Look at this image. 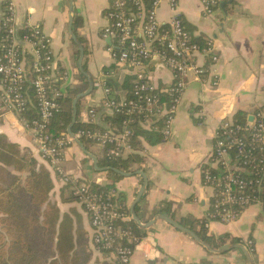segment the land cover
<instances>
[{"label": "crops", "instance_id": "0c3cea01", "mask_svg": "<svg viewBox=\"0 0 264 264\" xmlns=\"http://www.w3.org/2000/svg\"><path fill=\"white\" fill-rule=\"evenodd\" d=\"M228 1L219 0L213 12L206 15L200 0H176L175 14L182 20L189 35L193 39L200 38L204 44L211 43L217 61L213 63L208 56L197 58L198 66L205 71L204 75L199 79L192 75L188 79L181 103L173 114L169 138L164 137L161 120L157 119L161 121L160 125H156V121L141 125L143 131L160 134L161 141L147 143L138 138L140 148L130 146L131 152H126L122 159L137 155L142 162L130 167L134 170V173H129L131 176H121L116 183L107 179L104 171L96 172L92 161H87V155L77 144L65 149L62 169L66 174L90 183L113 184L116 193L124 197L128 211L143 185V178L136 173L142 171L147 185L135 208L141 224H146L157 215L166 216L194 230H199L203 222L207 236L212 238V245L206 244L210 249L236 245L220 240L226 235L230 239L242 240L245 245H252L253 264H264V211L259 206L247 207L229 224L209 219L213 194L202 180V171L210 162L215 132L220 125L225 120L233 121L238 112H244V124H247L248 117L253 118L258 111L264 114V0H233L230 4L222 5ZM14 2L17 26L21 28L25 23L38 25L51 39V51L56 62L71 79L64 90V98H68L66 89L77 86L74 77L77 69L75 55H78L76 45L68 34V0ZM73 6V22L78 19L80 26L76 33L73 26L72 29L84 48L83 68L94 84L91 94L80 100L76 121L89 124L90 108L103 105L105 109L103 74L111 72L109 78L116 80L118 85L126 77L135 78V75L115 64L107 51L111 41L102 37L109 0H73ZM172 16L167 5L162 4L157 13L159 22H169ZM143 72L159 92L173 83L171 72L158 61L148 62ZM120 76L123 77L119 83ZM216 81L217 86H213ZM26 116L28 120L33 119L34 110L31 109ZM12 146L22 156L32 157L38 166H43L49 172L53 183L50 198L60 212L67 213L74 209L82 217L91 252L89 264L97 261L114 264L107 261L105 255L92 250L88 217L76 202L61 201V197L67 195L64 185L41 159L31 134L19 122V117L10 112L0 113V153ZM102 149L93 145L90 154L97 161L103 160ZM6 169L11 173L13 171L12 168ZM137 228L140 242L131 264H248L240 250L214 254L162 220H157L146 229Z\"/></svg>", "mask_w": 264, "mask_h": 264}, {"label": "built area", "instance_id": "2783aa9c", "mask_svg": "<svg viewBox=\"0 0 264 264\" xmlns=\"http://www.w3.org/2000/svg\"><path fill=\"white\" fill-rule=\"evenodd\" d=\"M200 1L206 15H210L219 2ZM162 4H166L173 15L164 24L157 19ZM176 9V0H150L148 4L144 0H109L105 14L107 23L102 30V37L111 41L107 51L112 60L135 75L132 87L135 100L106 101L105 109L110 114L125 111L129 115L144 111L143 124L161 120L165 138L170 136L173 114L187 88V75L191 73L196 79L204 75L197 58L208 56L213 63L217 61L211 43L200 47L192 41L182 20L175 14ZM152 60L162 63L172 74L173 83L164 91L159 92L143 72ZM110 76L111 72L103 74L104 79ZM70 81V76L55 60L51 39L40 26L25 23L18 27L14 0H1L0 110L4 108L19 117V122L31 134L41 159L59 176L63 185L70 186L71 195L88 217L92 250L105 255L107 261L114 264H131L140 238L130 227L120 225L130 222L131 218L118 212L109 200L91 191L89 181L79 183V177L66 174L62 169L63 153L68 146L75 144V139L85 137L101 148L111 145L106 156L121 157L123 150L130 148L126 141L129 131H81L73 134V138L67 133L51 134L49 123L61 111V100ZM217 83L214 82L213 86ZM104 92L106 94L107 89ZM161 94L169 97L168 105L161 102ZM31 109L35 117L28 120L26 114ZM88 117L89 124L96 122L93 108L88 110ZM231 151L236 152V157ZM237 160L242 161L239 164ZM209 161L202 171L203 184L213 194L209 219L230 223L247 207L264 209V199L259 197L264 194L263 112L258 111L253 116L249 129L225 120L215 132V145ZM212 167L220 172L218 176L211 174ZM246 167H251L253 173H247ZM231 168L242 170L256 179L242 178Z\"/></svg>", "mask_w": 264, "mask_h": 264}, {"label": "trees", "instance_id": "16d2710c", "mask_svg": "<svg viewBox=\"0 0 264 264\" xmlns=\"http://www.w3.org/2000/svg\"><path fill=\"white\" fill-rule=\"evenodd\" d=\"M148 4L150 0H144ZM80 26L78 19L73 22V29ZM186 30V29H185ZM187 31V30H186ZM192 41L204 46L202 40L193 39ZM82 45V44H81ZM85 55V52H84ZM78 55H75L77 60ZM84 72L85 69L83 68ZM75 80L77 86L66 89L68 98L61 100V111L56 114L49 123V131L54 136L67 133V127L71 122L72 101L88 88L86 78L75 70ZM106 73V72H105ZM132 81V82H131ZM134 76L126 77L125 81L118 85L116 80L105 78L103 88L107 89L104 103L118 101L121 98L135 100L132 92ZM161 102L169 104V97L165 94L160 95ZM80 100L77 103V113L79 111ZM103 106V105H102ZM101 107H93L96 114V122L93 124L79 123L76 121L72 127V134L86 131L117 130L129 131L126 139L127 144L132 148H140L138 138H142L147 143L161 141L160 134H152L142 130L141 125L145 120V112L131 115L125 111L110 114ZM28 119V116H26ZM234 123L247 126L244 112H238L233 118ZM161 121H156L160 125ZM247 128V127H246ZM248 131V130H247ZM248 136V132H245ZM85 152L90 154V149L95 145L85 137L79 139ZM111 145H106L102 150L103 160L97 161V167L105 172L107 179L116 183L121 176L114 173L117 170L124 173H134L132 165H140L142 160L137 155H131L127 160L120 156L110 158L106 152L111 149ZM87 155V154H85ZM231 155L236 157V152L231 151ZM87 161H91L87 156ZM240 164L242 160H237ZM237 163V162H236ZM6 168H12V173ZM231 171L247 180L256 179L252 175H247L242 170L231 168ZM211 174L218 176L220 172L210 169ZM247 173H253L251 167H246ZM87 181L80 180L79 183ZM89 189L109 200L115 205L118 212L129 216V211L125 207L124 197L118 195L113 184L97 185L87 183ZM67 195L61 197L63 203L76 202L70 193V186L64 185ZM53 190V183L49 172L43 166H38L32 157L22 156L14 146L0 153V264H89L91 252L88 248L87 234L83 227V220L80 214L72 209L67 213H61L57 204L51 200L50 194ZM114 191L115 194H111ZM264 199V194L259 196ZM77 203V202H76ZM261 208V207H260ZM262 209V208H261ZM264 211V209H262ZM131 228L138 235L139 229L132 222L121 223ZM199 230L191 228L201 242L212 245V238L207 236L204 223L199 225ZM140 238V235H138ZM223 243L242 244V240L230 239L228 236L222 237ZM251 256L254 254L252 245H245ZM94 264H106L105 262H95Z\"/></svg>", "mask_w": 264, "mask_h": 264}, {"label": "water", "instance_id": "95a60500", "mask_svg": "<svg viewBox=\"0 0 264 264\" xmlns=\"http://www.w3.org/2000/svg\"><path fill=\"white\" fill-rule=\"evenodd\" d=\"M232 1L233 0H229L228 2H225L222 5H225L226 3L227 4H230V3H232ZM68 4H69L68 34H69L71 40L73 41V43L76 45V48L78 50L77 70L81 74H83V76L86 78V80L88 82V88L83 93L77 95L73 99V101H72L71 122H70L69 126L67 127V134L71 138H73L72 127L76 123L77 103L82 98H85V97H87L88 95L91 94V92L93 91V88H94V84H93V81H92L91 77L86 72H84V70H83L84 48L81 45V43L79 42V40L77 39V37L75 36V34L73 32V29H72V26H73V13H74L73 0H68ZM122 77L123 76H120V78L118 80L119 83L121 82ZM252 120H253L252 116L248 117V119H247V126H246L247 129H249L251 127ZM74 143L77 144L85 154H87V156L92 161V163H93V169L96 172L103 171V170H101V169H99L97 167V160H96V158L93 155L85 152V149L83 148V146L81 145V143H80L79 140H76L75 139L74 140ZM113 172L116 173V174H118V175H120V176H122V177H129V176H131V174H129V173H123V172H120V171H117V170H113ZM136 173L143 178V185H142L141 189L139 190V192H138V194H137L134 202L131 204V206L129 208V214L131 216V221L133 223H135L137 226H139L142 229H146V228L150 227L151 225H153L157 220H162L165 223H167L170 226H172L174 229H176V230L182 232L183 234L187 235L188 237H190L191 239H193L195 242H197L199 245H201L203 248H205L208 251L213 252L214 254H222V253L227 252V251L232 250V249H238L245 256L248 264H253L251 255H250L248 249L246 248V246H244L242 244L224 245V246L218 248L217 250H212L206 244H204L203 242H201L200 239L195 235V233L192 230H190L189 228L183 227L182 225L176 223L175 221L169 219L166 216L157 215L155 218H153L151 221L147 222L146 224H141V222H140V220H139V218H138V216L136 214L135 208H136L137 204L139 203V201H140V199H141V197H142V195H143V193L145 191V188H146V185H147V179H146L145 174L142 171H137Z\"/></svg>", "mask_w": 264, "mask_h": 264}, {"label": "rangeland", "instance_id": "374dc122", "mask_svg": "<svg viewBox=\"0 0 264 264\" xmlns=\"http://www.w3.org/2000/svg\"><path fill=\"white\" fill-rule=\"evenodd\" d=\"M190 76H192V74L191 73H189L188 75H187V79H189L190 78ZM193 77V76H192ZM0 113L2 114V113H9V111H7L6 109H2V110H0ZM169 138V137H168ZM36 146V145H35ZM37 149V148H36ZM38 151V150H37ZM128 151H130V150H128V149H124L123 150V152L121 153V158L123 157L124 158V154L126 153V152H128ZM131 152V151H130ZM211 155H212V152H211ZM210 155V156H211ZM211 158V157H210ZM82 209V208H81ZM224 224H229V223H224Z\"/></svg>", "mask_w": 264, "mask_h": 264}]
</instances>
